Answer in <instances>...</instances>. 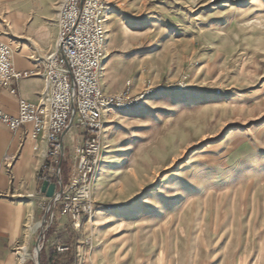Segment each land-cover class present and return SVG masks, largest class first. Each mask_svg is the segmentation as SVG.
<instances>
[{"label":"rangeland","instance_id":"374dc122","mask_svg":"<svg viewBox=\"0 0 264 264\" xmlns=\"http://www.w3.org/2000/svg\"><path fill=\"white\" fill-rule=\"evenodd\" d=\"M116 2L131 95L152 92L109 119L100 214L52 247L54 211L42 264H264V0ZM78 240V261L54 255Z\"/></svg>","mask_w":264,"mask_h":264},{"label":"crops","instance_id":"0c3cea01","mask_svg":"<svg viewBox=\"0 0 264 264\" xmlns=\"http://www.w3.org/2000/svg\"><path fill=\"white\" fill-rule=\"evenodd\" d=\"M62 1L0 0V40L12 48L13 63L17 70L42 71L41 60L56 50L59 33L58 10ZM108 2L111 12L106 23L108 32L106 55L111 58L106 57L101 85L105 93L114 95L123 91L127 82L133 80V86L136 87V83L140 80L135 77L132 70L124 66L129 65V61L120 58L125 55L129 57L134 55L132 54L134 40L130 31L127 32L126 28L123 30V41L126 46L124 50L121 51L118 44H111L113 35L110 34L117 31L114 27L132 25V19L121 16L116 0H108ZM139 88L140 86L137 85L135 91ZM45 91L46 84L41 75L20 81L15 95L0 86V108L5 113L16 116L20 100L38 104ZM112 115L130 116L126 113L107 114L105 117L107 129L110 128L108 125L114 122L109 120L113 117ZM117 131L116 129L115 132ZM106 137L100 166L105 153L108 152L105 150L110 148ZM83 142L84 133L78 126H73L64 134V156L57 164V170L62 164L60 176L58 178L48 175L47 180L51 184H57V192L60 190L59 183H62L64 188L71 183ZM126 148L130 149L129 146ZM47 149L46 133L33 138L31 126L12 131L0 123V264H30L29 254L36 248L50 204V200L42 193L45 182L42 179L44 176L42 168L46 162ZM7 157L13 158L12 163L7 161ZM102 170L101 167L98 168L93 185ZM55 211L54 228L49 232L47 241L52 247H55L56 243L54 235L61 236L68 230H72L68 218L61 213V210L57 208ZM98 214L100 213L97 209L93 219L90 222L85 221L83 227L92 224ZM81 230L88 232L89 228ZM81 243L82 241L79 240L67 242L64 245L69 248V252L58 253L56 257L75 254L70 257L73 259L75 257L78 261L80 257L78 253L82 250ZM49 259V254L45 253L42 260Z\"/></svg>","mask_w":264,"mask_h":264},{"label":"built area","instance_id":"2783aa9c","mask_svg":"<svg viewBox=\"0 0 264 264\" xmlns=\"http://www.w3.org/2000/svg\"><path fill=\"white\" fill-rule=\"evenodd\" d=\"M111 8L108 0H63L58 10L56 50L41 60L42 71H19L13 63V51L0 40V86L12 94L17 84L41 75L46 91L38 104L20 100L18 114L11 116L0 108V123L12 131L32 127V136L46 133L47 155L42 179L60 176L57 164L62 157L63 136L73 126L84 133L71 183L55 199L74 231L90 222L96 206L92 197L93 182L105 149L106 121L109 113H129L143 104L152 92L150 85L141 95H131V82L123 91L104 92L101 79L106 61L108 32L106 23ZM12 163L13 158L7 157ZM54 210V211H55ZM56 251L69 252L60 244Z\"/></svg>","mask_w":264,"mask_h":264},{"label":"water","instance_id":"95a60500","mask_svg":"<svg viewBox=\"0 0 264 264\" xmlns=\"http://www.w3.org/2000/svg\"><path fill=\"white\" fill-rule=\"evenodd\" d=\"M64 156L63 149H62V158ZM61 165L59 166V171L61 170ZM60 190L57 192V184H51L48 181H45L42 186V193L46 195V197L50 200V204L48 206V209L46 211V215L42 224V230L40 233V236L38 238L36 248H35V253H36V258H35V264H42V258H41V252L44 249V241L46 238V232L50 227V223L53 219L54 215V210H55V199L60 196L64 190V187L62 183H59Z\"/></svg>","mask_w":264,"mask_h":264},{"label":"trees","instance_id":"16d2710c","mask_svg":"<svg viewBox=\"0 0 264 264\" xmlns=\"http://www.w3.org/2000/svg\"><path fill=\"white\" fill-rule=\"evenodd\" d=\"M58 253H55L54 255H57ZM68 256V255H67ZM70 258V261H73V259H71L72 257H69Z\"/></svg>","mask_w":264,"mask_h":264}]
</instances>
